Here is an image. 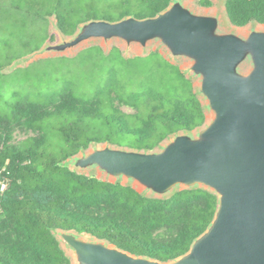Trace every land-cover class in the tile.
Returning <instances> with one entry per match:
<instances>
[{
  "label": "trees",
  "instance_id": "16d2710c",
  "mask_svg": "<svg viewBox=\"0 0 264 264\" xmlns=\"http://www.w3.org/2000/svg\"><path fill=\"white\" fill-rule=\"evenodd\" d=\"M22 1L38 5L45 16L56 19L63 34L73 35L83 21L155 16L173 0ZM103 1L107 11L99 16ZM195 1L203 7L213 5L212 0ZM113 9L117 16L109 12ZM225 10L236 27L264 25V0H225ZM82 13L83 18L76 19ZM114 49L121 52L118 46ZM154 52L161 62L157 77L147 86L127 90V82L111 72L93 95L78 94L66 85L50 102L27 98L15 103L10 114H0V176L9 182L0 192V264H71L56 236L59 230L88 234L133 255L167 262L187 252L208 228L218 205V196L210 190L178 189L157 198L131 184L81 173L64 163L93 143H105L82 142L85 121L96 120L117 134L132 136L128 147L142 150H153L176 133L206 123L207 110L191 78L178 64ZM119 104L136 112L126 113ZM67 115L75 119L58 129L63 144L54 151L43 130L45 120ZM16 127L42 133L17 146L10 143Z\"/></svg>",
  "mask_w": 264,
  "mask_h": 264
},
{
  "label": "water",
  "instance_id": "95a60500",
  "mask_svg": "<svg viewBox=\"0 0 264 264\" xmlns=\"http://www.w3.org/2000/svg\"><path fill=\"white\" fill-rule=\"evenodd\" d=\"M221 26L218 15L173 0L155 16L83 21L70 39L37 53L65 52L98 39L142 47L156 41L171 58L187 61L184 72L199 78L198 93L210 111L195 133L178 132L158 150L107 143L70 157L76 168L97 170L153 197L196 187L218 196L208 228L167 262L91 235L57 231L77 264H264V28L240 34Z\"/></svg>",
  "mask_w": 264,
  "mask_h": 264
},
{
  "label": "rangeland",
  "instance_id": "374dc122",
  "mask_svg": "<svg viewBox=\"0 0 264 264\" xmlns=\"http://www.w3.org/2000/svg\"><path fill=\"white\" fill-rule=\"evenodd\" d=\"M182 1L198 13L218 15L222 21L221 30L224 32L235 31L246 34L251 28H264L263 24L258 23H251L246 27L232 25L226 14L225 0H212L213 5L211 7H203L195 0ZM106 11L105 2L99 3L98 15L101 16ZM109 12L113 16L118 14L116 9ZM84 14L76 16V19L83 18ZM71 36L63 34L57 27L56 19L53 16H45L38 5L22 0H0V114H10L15 103L27 98L40 102H50L51 96L66 85L78 94L93 95L97 89L105 86L111 72H114V75L117 72L118 78L127 82V90L138 89L143 84V86H147L153 77H157L155 71L161 62L160 54L154 51L160 52L170 61L178 64L183 71L187 66L185 59L171 58L165 47L156 41L142 47L138 44L127 45L119 39L109 41L98 39L85 42L65 52L48 51L37 55L47 44L62 43L70 39ZM114 46H118L121 52L117 49L112 50ZM129 58L128 62L125 61ZM248 67L247 65L243 68L244 71H247ZM185 73L191 78L195 90L198 92L199 78L189 72ZM199 97L205 105L200 94ZM102 100L107 104L105 94L102 96ZM119 106L126 113L136 112V109L130 105L119 104ZM105 111L108 112L109 110L106 109ZM209 118L210 111L207 110V120ZM74 119V117L67 115L45 120L43 130L48 134L54 151H59L63 144V138L58 129L66 127ZM81 125H88L85 128L86 132L82 137V142L85 143L93 139L105 142L93 143L86 150H83L85 152H89L95 145L102 146L107 143H112L111 146L114 147H128L133 141L132 136L117 134L96 120L85 121ZM198 129L191 132L195 133ZM41 133L40 129L16 127L10 143L21 146L31 137H39ZM167 140L161 144L166 143ZM160 147L161 145L155 149L158 150ZM64 163L78 172L109 179V177L100 175L97 170L89 171L76 168L71 163V158L66 159ZM0 180L4 181L8 188V180L2 177ZM121 182L125 181L122 180ZM60 243L70 257L71 264H77L73 252L67 248L62 239Z\"/></svg>",
  "mask_w": 264,
  "mask_h": 264
},
{
  "label": "built area",
  "instance_id": "2783aa9c",
  "mask_svg": "<svg viewBox=\"0 0 264 264\" xmlns=\"http://www.w3.org/2000/svg\"><path fill=\"white\" fill-rule=\"evenodd\" d=\"M6 189H7V184L4 181L0 180V192H4Z\"/></svg>",
  "mask_w": 264,
  "mask_h": 264
}]
</instances>
